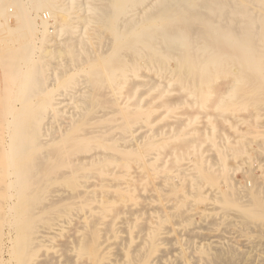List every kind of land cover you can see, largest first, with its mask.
I'll list each match as a JSON object with an SVG mask.
<instances>
[{"label":"bare ground","instance_id":"6f19581e","mask_svg":"<svg viewBox=\"0 0 264 264\" xmlns=\"http://www.w3.org/2000/svg\"><path fill=\"white\" fill-rule=\"evenodd\" d=\"M77 2L0 0V70L5 97L0 105V264H105L111 256L115 260L106 264L159 263L165 254L158 249L159 242H164V235L169 232L147 233L150 220L142 217L151 211V196L136 194L138 182L149 181L147 172L130 181L127 177L131 173L124 163L133 157L136 162L147 163L150 171L159 168L158 135L149 134V129L137 138V144L119 145L118 149L131 150L124 151L125 157L115 158L120 164L115 169L105 170L101 162L107 155L98 151L90 154L89 149H106L105 142L113 139L126 143L130 126L134 129L139 123L152 124L141 101L134 108L130 105L131 95L141 88L145 94L156 93L150 101L164 98L167 110L190 103L188 98L194 95H202V104L212 94L225 97V86L233 82L261 87V92L251 98L264 102V0H87V12L91 13L88 24L94 28L86 37L83 32L74 36L78 31L71 26L73 17L67 5ZM137 3L144 6L142 17L130 21L129 10ZM44 13L49 15L50 22L43 20ZM105 29L114 32L109 40L117 44L109 56L99 46H105ZM51 35L70 50L68 62L60 66L54 63L52 68L50 62L40 63L44 58L40 55L48 53L45 47ZM90 41L99 46L97 52L90 51ZM142 68L148 72H142ZM234 69L240 77L232 73ZM79 74L86 75L83 84L89 85L90 90L82 95V90L76 93L81 106L65 125H80L76 119L85 133H73L75 136L63 139L60 134L64 136L65 132L61 127L54 131L51 128L61 117L52 96L61 82H69ZM216 81L222 84L216 87ZM244 90L227 97L240 100ZM97 95L103 99L94 101ZM38 98L41 101L35 104ZM38 109V116L22 126V121ZM95 109L98 112L92 116L85 115ZM182 122L177 120L176 125L182 128ZM114 128L119 132L114 133ZM28 134L31 137L26 138ZM86 137L100 140L96 143ZM197 140L199 136L185 139L179 149L186 151ZM79 153L85 154L82 157ZM223 167V209L237 205L240 196L245 199L240 206L244 216L264 217L258 188L249 189L246 185L239 191L232 183V175ZM213 170L201 166L200 177L214 183ZM96 174L104 177L99 183H105V198L100 201L92 187H84L87 179ZM108 175L120 182L114 184L105 178ZM57 181L60 185L51 189ZM46 193L50 194L42 202ZM132 200L136 203L129 205ZM94 202H98L97 207L92 206ZM61 207L77 212L89 208L91 215L78 238H67L60 242L59 250H54L47 245L52 233L43 230V225ZM63 213L66 212L61 210L60 214ZM186 219L190 221V216ZM132 222L138 235L143 236L141 244L134 241ZM122 233L127 236H120ZM141 245H145L144 249H140ZM223 249L208 264H264L254 250L237 253L231 247ZM122 251H126V256L120 263Z\"/></svg>","mask_w":264,"mask_h":264},{"label":"rangeland","instance_id":"374dc122","mask_svg":"<svg viewBox=\"0 0 264 264\" xmlns=\"http://www.w3.org/2000/svg\"><path fill=\"white\" fill-rule=\"evenodd\" d=\"M82 1L78 0L73 6L67 5L73 17L71 26L73 30L77 29L78 31L74 36L81 34L79 32H83L84 36H88L94 28L93 24H88L91 17V13L87 12L86 4L88 2L84 0L82 3ZM143 9V5L134 4L129 10V20H136L142 17ZM114 35L112 30L105 29L103 34L105 46L99 45L103 47L105 56L112 54L117 47L115 42L112 43L109 40H112ZM49 39L51 41L45 47V51L48 53L46 56L40 55V57H44L40 60V63L44 61L50 62V68H52L54 63L60 66L68 62L70 50L64 48L59 39H55V36L51 35ZM94 42H89V49L90 51L97 52L99 46L95 45ZM142 72L148 71L144 69ZM153 73L151 72L152 75H154ZM232 73L239 76L236 69ZM84 79H86L85 74L74 75L71 80L72 82H61L59 88L53 93L52 98L55 100L53 102L56 103L59 115L62 118L59 116V123L53 122L51 128L54 131L55 128L61 127L62 131L65 132L64 136H62V133L60 134V137L63 139L73 136V133L80 136L85 133V130L79 128L83 127L82 123L76 119V124L79 123L80 125H76L73 128L65 125L70 122L69 118H71V114L79 111L78 108L81 106V103L76 100V93L82 90V93H80L82 95L84 94L83 92L90 90L89 85L83 84ZM76 81H78L77 84L74 83ZM221 84V81L214 82L216 87ZM232 87H235V89ZM222 88L224 86H221ZM225 89L228 90L225 97L220 98L218 95L212 94L213 96L208 97L207 100L204 98L205 103L202 104V95H194L188 98L192 105L188 102L184 105H177L176 110H167L163 106L164 98H154L150 101V98H153L156 93L147 92L145 94L146 91L141 88L136 94L131 95L130 105L134 108L135 103L141 101L144 110L146 109L145 111L150 116L152 124L149 126L145 123L135 125V128H133L137 130L136 133L131 132L134 129L129 124L130 138L128 142L124 143L123 140L113 139L105 142L106 149L101 147L89 149L90 154L98 151L103 156L107 155V157H104L105 161L101 162V164H105V170L107 168L115 169L120 165L115 158L119 155L125 157L126 153L124 151L129 153L131 150L130 148L126 150L121 149L122 147L118 149L119 145L130 147L137 144V138L149 129V134L153 135V133H156L158 135L157 139L161 147L158 149V152L161 154L158 156L159 159L156 164H161L159 168L150 171L147 163L136 162V159L133 157L124 162L131 173L127 177L130 181L133 177H139L142 173L147 172V179L149 181L138 182L139 191L136 192L140 196H151V201L149 202L151 211L142 217L143 219L150 220L147 233L155 232L160 235L169 232L168 235H164V242H159L160 246L158 249L162 250L161 254L165 253L164 257H162L159 263L155 264H208L217 255V252L224 250L223 247L225 249L231 247L237 253L254 250L255 253L264 259V238H261L264 237V217H255L254 219V217L249 218L244 216L240 206L242 205L241 202H244L245 199H241L240 196L238 197L239 205L237 204L228 210L223 209L220 200L223 192L226 191L225 179L222 172L225 165V170L228 171L230 176L232 175V183L236 185L239 191L246 185L249 189L258 188L257 190L261 192L264 203V102H261V99L255 101L251 98L257 92H261V87L249 86L244 82H233V84L228 83ZM240 89H245L240 100H231V98L227 97L231 93L234 94V91L239 90L240 92ZM3 90L4 80L0 70V105L5 99L2 94ZM94 97V101L103 99L98 95ZM40 101L41 98H38L35 104H39ZM95 110L85 115L92 116L95 112H98V109ZM40 112L41 109H38L33 114L28 115L22 121V126L33 121ZM49 112V116L53 119L52 109L49 108ZM181 113H184V115H181ZM177 120L183 121L182 128L176 125ZM44 122H47V119ZM73 129L76 130L73 131ZM119 130L118 128H114L113 132L118 133ZM67 133L70 134L67 135ZM56 134L59 136V133ZM198 136L200 140L195 141L191 148L186 151L179 149V145L185 139H196ZM29 137H31L30 134L26 136V138ZM86 139L88 138L86 137ZM95 139H90L89 137L88 140L96 143L100 140L99 138ZM84 154L79 153L78 155L83 157ZM141 158L143 159L142 156ZM203 165L210 166L212 170L214 169L213 171L216 176L214 183H210L208 180L200 177V169ZM102 178L104 179V177L96 174L94 177L87 179L88 182L86 181L84 185L85 188L92 187L91 189L96 191L99 195V201L105 198V194L103 193L105 187H102L105 183H99V180ZM105 178L111 179L114 184L120 182L119 178L116 179L110 175ZM58 185H60V181H57L56 185L51 186V189ZM81 189L84 188L81 187ZM49 194L46 193L44 195L46 197L42 202L46 201ZM135 203V200H132L128 204ZM92 206L97 207L98 202H94ZM61 210L66 213L60 214ZM90 212L89 208L79 212L76 210L68 211L64 207L56 209L51 216V221L43 225V230L52 233L50 235V242L47 245L55 248L54 250H59L60 242L67 238L74 241V236L78 238L86 228L88 218L91 215ZM180 213L183 215H180ZM188 216H190V221L186 219ZM217 216L219 217L217 218ZM131 224V232L134 231L132 234L136 237L134 241L136 244H141V237L143 236L142 234L138 235L137 228H134L135 222ZM126 227L129 228L128 224H126ZM254 228L256 231H254ZM193 229H195L194 234ZM120 236L127 235L126 233H122ZM144 247L145 245H141L140 249H144ZM125 256L126 251H122L118 259L120 263L124 262ZM110 259L115 260V257L111 256ZM111 260H105L104 262L105 264L110 263Z\"/></svg>","mask_w":264,"mask_h":264},{"label":"built area","instance_id":"2783aa9c","mask_svg":"<svg viewBox=\"0 0 264 264\" xmlns=\"http://www.w3.org/2000/svg\"><path fill=\"white\" fill-rule=\"evenodd\" d=\"M43 20H44V21H47V22H50V21H51L49 15L46 14V13L43 14Z\"/></svg>","mask_w":264,"mask_h":264}]
</instances>
